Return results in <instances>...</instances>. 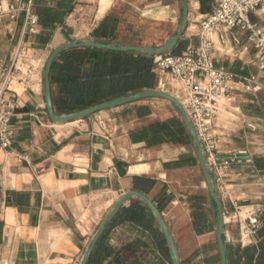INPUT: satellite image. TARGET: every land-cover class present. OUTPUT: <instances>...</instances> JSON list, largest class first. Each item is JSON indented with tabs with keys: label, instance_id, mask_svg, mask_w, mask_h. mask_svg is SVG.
I'll return each instance as SVG.
<instances>
[{
	"label": "crops",
	"instance_id": "obj_1",
	"mask_svg": "<svg viewBox=\"0 0 264 264\" xmlns=\"http://www.w3.org/2000/svg\"><path fill=\"white\" fill-rule=\"evenodd\" d=\"M145 1L114 0L101 14L103 0H38L36 7L49 14L48 24L40 26L38 35H23V15L16 22L0 24V83L3 67L12 65L22 41L34 66L29 78L21 77L28 84L17 81L12 85L19 98L12 121L15 135L11 147L0 150V264H80L106 216L130 191L145 194L158 207L181 264H221L212 200L210 206L183 182L184 175L200 162L174 104L149 98L64 124L53 122L47 112L44 72L58 47L93 41L156 48L134 42L137 30L129 16L148 23L166 19L173 23L176 2L141 9ZM188 1L189 24L176 48L181 52L198 44L199 20L207 15L201 12L199 0ZM212 3L213 10L215 0ZM110 28H115L113 37L97 38ZM239 34L241 45L245 44L246 34ZM241 45L229 38L220 47L217 61L241 79L257 75L258 88L252 94L235 92L224 103L215 135L222 155L244 152L250 157L234 165L229 179L236 204L245 209L246 217L249 210L264 208V172L254 165L256 158H264V73L256 68L254 51L244 52ZM164 91L179 97L180 86L173 83ZM164 102L172 104L178 116H170ZM169 129L185 130V135L173 138ZM147 181L153 183L150 188ZM193 197L204 199L207 223L200 229L194 226ZM222 204L227 254L236 258L239 249L257 246L259 240L257 233L241 240L235 205L224 199ZM96 252L92 264H172L155 217L137 198L121 208L93 255Z\"/></svg>",
	"mask_w": 264,
	"mask_h": 264
},
{
	"label": "built area",
	"instance_id": "obj_2",
	"mask_svg": "<svg viewBox=\"0 0 264 264\" xmlns=\"http://www.w3.org/2000/svg\"><path fill=\"white\" fill-rule=\"evenodd\" d=\"M38 0H0V24L16 22L24 16L23 35L40 33V18L35 10ZM246 34L241 45L240 34ZM197 45H189L179 55L168 53L155 63L159 90L171 85L180 86L177 97L184 105L197 136L204 148L208 164L219 189L220 197L235 205V216L242 225V240L261 229L264 208L249 210L242 217V206H237L230 177L235 159H221L219 141L215 135L216 120L226 101L235 92L254 93L258 76L241 79L226 66L219 64L217 53L231 38L244 52L254 51L256 68L264 73V0H215L213 10L205 16L196 35ZM24 41L19 45L12 65L4 66L0 83V150H8L14 139L12 121L18 108V95L12 90L17 82L28 84L34 69L32 57ZM25 69V71H23ZM253 128L252 126H250ZM244 153V152H243Z\"/></svg>",
	"mask_w": 264,
	"mask_h": 264
},
{
	"label": "trees",
	"instance_id": "obj_3",
	"mask_svg": "<svg viewBox=\"0 0 264 264\" xmlns=\"http://www.w3.org/2000/svg\"><path fill=\"white\" fill-rule=\"evenodd\" d=\"M201 12L209 14L212 10L213 0H199ZM37 4V2H36ZM35 10L40 18V25H47L49 14L46 9ZM115 28L102 31L97 38H111ZM178 48L172 52L181 54ZM155 59L151 56L112 52L92 48L72 49L64 51L58 62L51 70V86L53 90V103L59 114L76 113L95 105L123 97L133 93L155 90L158 84L154 73ZM173 138L180 139L185 130L169 129ZM181 143V140L177 141ZM254 165L257 170L264 172V158H256ZM153 185L147 181V188ZM193 220L195 228L203 227L207 223V213L203 206L202 197H193ZM213 203V202H212ZM139 214L133 215L138 218ZM263 225L257 231L259 244L250 246L237 252L234 258L229 254V264H264V210L262 213ZM151 229V226L148 225ZM97 252L90 259L95 262Z\"/></svg>",
	"mask_w": 264,
	"mask_h": 264
},
{
	"label": "water",
	"instance_id": "obj_4",
	"mask_svg": "<svg viewBox=\"0 0 264 264\" xmlns=\"http://www.w3.org/2000/svg\"><path fill=\"white\" fill-rule=\"evenodd\" d=\"M179 1H180L181 11H182V17H181L179 29L177 33L173 37H171L164 46L160 48H145V47H137V46L111 45V44L93 42V41H84V42L75 41V42H71V43L58 47L49 57L46 63L45 72H44V93H45V99H46V108H47L48 115L53 122L64 124V123H69V122L88 118L101 111L118 108L121 106H125L128 104H132V103L139 102V101L149 99V98H161V99L168 100L169 102L174 104L175 107L179 110L181 117L183 119L184 125L193 141V145L195 147V150H196L199 162H200V166H201V169L204 175V179L206 181V185H207V188L210 194V198L214 205V210L216 212V232H217V238H218V243H219L221 264H229V257L227 254V236L225 233V218H224V209H223L222 199L217 190L214 177L211 172V168L208 164V161L205 155L204 148L197 136V133L191 121L189 120V117H188V114L186 112L184 105L181 103V101L176 96L166 91L158 90V89L145 90V91L133 93L128 96L119 97V98L95 105L86 110H82V111L68 114V115H61V116L57 115L55 108H54V103H53L52 88H51V70H52V66L54 62L56 61V59L64 51L72 50V49L92 48V49L107 50V51H112V52L136 53V54L154 57L155 63L159 61L161 56H164L174 51L177 48L180 39L183 37L184 33L186 32L188 24H189V20H190V8H189L188 0H179ZM220 158L221 159H235L237 161H246L250 159L247 153L221 155ZM132 198L139 199L148 207L150 212L155 217L158 223V226L166 240L172 264H181L179 254L177 251V247H176V243L171 235V232L168 228V225L162 213L160 212L158 207L145 194L138 192V191H130L126 193L121 198V200L113 207V209L109 212V214L106 216V218L100 225L98 231L92 238L89 246L87 247V250L85 251V254L80 264H88L90 262V259L96 248V245L98 244L105 230L116 218V216L120 212L121 208L125 205V203H127Z\"/></svg>",
	"mask_w": 264,
	"mask_h": 264
},
{
	"label": "rangeland",
	"instance_id": "obj_5",
	"mask_svg": "<svg viewBox=\"0 0 264 264\" xmlns=\"http://www.w3.org/2000/svg\"><path fill=\"white\" fill-rule=\"evenodd\" d=\"M106 3V5L110 4L108 1H104ZM167 2H176V20H174L175 22H171V20H167L164 23H148L147 21H138L137 17L131 15L130 17V21H133L135 23V28H136V37L134 39L135 43H140V44H145V45H149L152 44L154 45L156 48H160L161 46L164 45V43L166 42V40L168 38L173 37L179 28L180 22H181V17H182V11L180 9V5H179V0H156V1H145L143 3H140L139 7L142 8H155V7H160L163 6L165 3ZM189 4L191 5V2L188 1ZM124 10V8H122ZM131 13V12H130ZM137 13V12H136ZM193 18V17H192ZM204 19V18H203ZM199 20V21H203ZM165 90V89H164ZM180 98H182V95H179ZM164 104V108L165 111L168 112V114L170 116H178V112L176 111V109L174 108V106L172 104H167L166 102L162 103ZM193 151V150H192ZM190 153L192 154L193 152L190 151ZM183 182L185 184H188V187L191 186L192 187V192L194 193H198L199 195H201L202 197H204V199L206 200V203L211 205L210 202V196H209V192H208V188L206 185V181L204 179L202 170L200 168V166H195L193 172L191 174H185L183 177ZM187 186V185H186ZM198 187V188H196ZM217 187V186H216ZM184 191H189V189H187V187H183ZM217 190L219 192V189L217 187ZM222 199V198H221ZM245 209H243L241 214L243 217H245ZM234 216H235V211H234ZM235 220L237 221V223L240 224L239 222V218H235ZM241 231V240H242V230ZM216 236L215 233H213V238Z\"/></svg>",
	"mask_w": 264,
	"mask_h": 264
},
{
	"label": "bare ground",
	"instance_id": "obj_6",
	"mask_svg": "<svg viewBox=\"0 0 264 264\" xmlns=\"http://www.w3.org/2000/svg\"><path fill=\"white\" fill-rule=\"evenodd\" d=\"M104 1H108L110 4L106 5V3ZM113 1L114 0H103L101 14H103V12H106V10L109 8V6L112 4Z\"/></svg>",
	"mask_w": 264,
	"mask_h": 264
}]
</instances>
